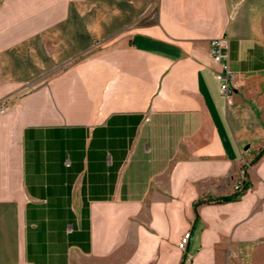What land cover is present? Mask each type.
Here are the masks:
<instances>
[{
  "label": "crops",
  "instance_id": "0c3cea01",
  "mask_svg": "<svg viewBox=\"0 0 264 264\" xmlns=\"http://www.w3.org/2000/svg\"><path fill=\"white\" fill-rule=\"evenodd\" d=\"M0 105V264H264V0H0Z\"/></svg>",
  "mask_w": 264,
  "mask_h": 264
},
{
  "label": "built area",
  "instance_id": "2783aa9c",
  "mask_svg": "<svg viewBox=\"0 0 264 264\" xmlns=\"http://www.w3.org/2000/svg\"><path fill=\"white\" fill-rule=\"evenodd\" d=\"M211 52L214 61L221 65V70L216 74V80L219 83L220 93L227 103L232 101L233 89L232 86L235 84L236 75L231 71L229 65V40L225 37L213 39L211 42ZM227 61H224L226 60ZM8 106L0 105V116L5 114L8 110ZM246 172L243 170L241 172V179L239 183L235 186V191H239L245 180ZM190 233H186L181 238L178 247L180 250L185 251L189 244Z\"/></svg>",
  "mask_w": 264,
  "mask_h": 264
},
{
  "label": "trees",
  "instance_id": "16d2710c",
  "mask_svg": "<svg viewBox=\"0 0 264 264\" xmlns=\"http://www.w3.org/2000/svg\"><path fill=\"white\" fill-rule=\"evenodd\" d=\"M264 155V150L259 154L257 159L262 157ZM250 189V184L245 181L239 191H236L233 195L231 196H225V197H219V198H206V199H200L197 202L194 203V210L196 214H198V207L203 205V204H208V203H231V202H236L239 201ZM182 264H186V258L182 262Z\"/></svg>",
  "mask_w": 264,
  "mask_h": 264
}]
</instances>
